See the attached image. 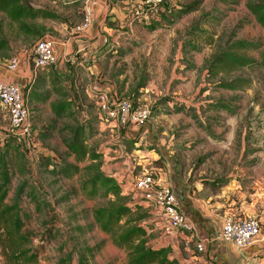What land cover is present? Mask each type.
Masks as SVG:
<instances>
[{
	"label": "rangeland",
	"instance_id": "374dc122",
	"mask_svg": "<svg viewBox=\"0 0 264 264\" xmlns=\"http://www.w3.org/2000/svg\"><path fill=\"white\" fill-rule=\"evenodd\" d=\"M192 1L164 0L163 11L156 19L143 22L133 18L132 31L117 26L126 33L109 45V56L102 58L101 81H109L121 97L127 98V93L143 81L144 86L130 99L137 106L149 108L155 135L179 160L190 180H201L213 190L233 180L241 187L249 186L262 172H253V168L264 169V68L255 65L211 77L206 67L219 48L239 39L257 41L264 49V29L245 7L247 0H201L197 10L175 19L173 9ZM78 11H65L62 16L74 25L82 19ZM3 21L6 24V18ZM4 39L7 45L0 50V58L8 60L22 51L29 54L35 44L13 37ZM260 50L247 54L259 60ZM77 58L82 60V66L74 67L69 77L54 80L72 101L71 116L55 119L49 105L37 109L31 100L26 103L31 130L18 145V151L25 154V174L14 170L8 199L22 186L19 201L21 210L29 216L27 226L43 232L50 222H55L57 238L47 244L38 264H57L68 254L73 257L71 264H77V251L98 244L99 249L87 257L90 264H126L125 252L92 222V210L104 204L105 199L86 198L79 190L78 176L64 179L53 174L46 163L50 156L74 162L63 155L61 138L68 134L66 125H82L87 144L103 151L102 170L108 175L117 174L122 184L126 179L121 171L125 166L116 169L112 164L122 159L114 157L117 144L109 142L110 134L102 129L107 122L95 103V76L87 74L90 62ZM238 77L249 83L234 90L217 84ZM52 97L56 99L57 95L52 93ZM7 129L8 115L0 106V134L4 133L0 143L8 137ZM43 131L47 134L44 144L38 140ZM140 171L133 164L127 170L132 184ZM133 203L128 200V204ZM152 208L143 207L149 216L140 222L150 240L155 236L154 222H159L151 217L162 215L157 210L150 211Z\"/></svg>",
	"mask_w": 264,
	"mask_h": 264
},
{
	"label": "crops",
	"instance_id": "0c3cea01",
	"mask_svg": "<svg viewBox=\"0 0 264 264\" xmlns=\"http://www.w3.org/2000/svg\"><path fill=\"white\" fill-rule=\"evenodd\" d=\"M76 2H79L76 8L82 19L70 25L68 20L63 18L62 12H73L76 9L74 8ZM31 3L34 7H48L61 15L60 21L45 22L47 28L45 38L53 41L57 62L40 70L38 79L41 90L51 89L54 80L69 77L75 70L74 67L82 66V60L77 57H84V61L90 62L87 74L91 73L95 76L92 92L102 89L111 96L121 99L109 81H101V62L102 58L109 56V45L116 43L120 34L126 33L118 30L117 26L133 30L131 25L136 19H133L129 7L122 0H48V3H44L43 0H31ZM86 20V27L81 28V24ZM140 21L145 22L143 19ZM26 52L22 51L16 55L20 63L15 71L8 70L7 58H0V81L19 86L22 95L25 87L34 80L31 74V51L29 54ZM122 98L131 100L127 97ZM53 100L55 99L51 94L45 104L36 103V107L39 109L48 106ZM104 119L107 123L102 125V129L110 134L109 142L112 143L114 140V144H117V148L113 149L114 157L122 159L112 164L116 169L122 164L126 167L125 171V167L121 170L122 176L126 177L125 182L120 183L122 193L134 203L142 204L144 208L151 206L141 201L139 191L134 189L126 172L132 164L140 170L152 165L159 169L156 176L158 184L172 189L180 210L191 223L192 232L185 233L171 229L162 215L152 216L151 218L159 221L154 222L152 230L155 236L149 240L153 246H168L169 259L174 261L173 264H254L255 262L264 264V169L253 168V172L257 170L262 172L249 186L241 187L235 182L236 180H233L220 190H213L203 181L190 180L189 176H185L179 160L171 155L155 135L150 118L137 125H120L106 117ZM3 134L1 133L0 136L3 137ZM101 153L103 155V151ZM130 157H133V160ZM103 162H105L104 157ZM116 175L112 176L119 181ZM150 211L154 212L156 209L153 207ZM227 215L234 217L256 215L261 224V232L242 248L220 240L217 235ZM147 233L149 235V232ZM197 242L203 243V251L196 250Z\"/></svg>",
	"mask_w": 264,
	"mask_h": 264
},
{
	"label": "trees",
	"instance_id": "16d2710c",
	"mask_svg": "<svg viewBox=\"0 0 264 264\" xmlns=\"http://www.w3.org/2000/svg\"><path fill=\"white\" fill-rule=\"evenodd\" d=\"M78 4L79 2H76L75 7H78ZM200 4L201 0H194L178 9L174 8L175 19L197 10ZM245 7L254 16L256 23L264 29V0H247ZM0 17V50L7 45L4 38L13 37L24 43L30 41L32 44L44 39L47 31L45 22L61 20V15L56 11L48 7H34L31 0H0ZM4 18L7 20L6 24ZM261 46L262 44L257 41L239 39L226 47L219 48L207 64V75L214 77L220 73L228 74L255 65L264 68V49H261ZM253 50H260L259 60L247 54ZM48 67L50 66L44 68ZM40 70L42 69L35 73L33 82L24 89L23 98H27L25 102L29 103L31 100L34 104H45L51 94L55 93L57 98L49 103L54 118L71 116L72 101L67 98L61 87H56L55 82L51 89L39 91ZM248 83L247 79L238 77L230 81H219L217 84L219 87L234 90ZM143 86V81H140L127 93L128 97L134 98L135 92ZM133 104L135 105L134 101ZM65 128L68 134L61 138L64 146L63 155L72 157L74 162H68L64 157L62 159L47 157L46 163L51 166V172L64 179L78 176L79 190L86 198L105 199L104 204L92 210V222L109 236L116 247L125 252L126 264H173L174 261L169 259L170 248L153 246L149 242L146 229L140 225V222L149 216L142 204H128L129 198L122 193L120 182L102 170L103 155L97 148L87 144L84 127L66 125ZM46 136L43 131L38 134V140L44 144ZM19 144L10 134L0 143V256L2 258L0 264H38L47 244L56 240L58 232L57 228L53 227L55 225L53 221L43 232H37L27 226L29 216L23 213L19 201L22 186L18 187L12 199H8L14 170L19 175L25 174L23 163L25 154L18 151ZM99 247L98 244L77 251L75 253L77 264H90L87 257L92 256L94 250H98ZM72 261L73 257L68 254L59 259L57 264H71Z\"/></svg>",
	"mask_w": 264,
	"mask_h": 264
},
{
	"label": "built area",
	"instance_id": "2783aa9c",
	"mask_svg": "<svg viewBox=\"0 0 264 264\" xmlns=\"http://www.w3.org/2000/svg\"><path fill=\"white\" fill-rule=\"evenodd\" d=\"M131 10L133 17L150 22L163 11L164 0H122ZM85 23L81 28H85ZM54 43L50 39H39L31 49V74L34 77L39 69L56 64ZM19 57L13 56L8 60V70L15 71L19 67ZM97 110L101 117H106L117 124H141L149 120L150 110L146 106L134 105L126 98H116L108 92L93 90ZM0 106L8 115V133L16 142L20 143L30 134V110L23 98L19 86L13 83L0 81ZM100 118V117H99ZM154 166L144 167L133 179V187L139 191L141 201L148 203L159 211L171 229L183 232H192V226L187 217L180 210L172 189L169 186L158 184V171ZM261 232V224L256 215L234 217L227 215L217 238L231 242L235 247L242 248L248 245ZM197 251H203L204 245L197 242ZM254 264H260L255 262Z\"/></svg>",
	"mask_w": 264,
	"mask_h": 264
}]
</instances>
